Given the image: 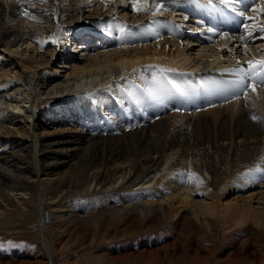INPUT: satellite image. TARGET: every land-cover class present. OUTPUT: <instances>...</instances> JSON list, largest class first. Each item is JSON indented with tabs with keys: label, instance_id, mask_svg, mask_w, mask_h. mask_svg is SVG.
<instances>
[{
	"label": "bare ground",
	"instance_id": "6f19581e",
	"mask_svg": "<svg viewBox=\"0 0 264 264\" xmlns=\"http://www.w3.org/2000/svg\"><path fill=\"white\" fill-rule=\"evenodd\" d=\"M138 3L146 11L133 10L132 0H0V223L23 212L31 203L27 186L37 182L42 233L51 212L70 207L59 195L71 190L107 191L123 205L105 211L123 213L131 226L143 218L146 228L182 225L185 211L200 222L217 213L231 229L264 226V202L254 207L252 194L223 205L217 198L264 185V88L253 83L264 78L256 63L264 61V0ZM93 35L117 43L87 51L83 41ZM69 41L74 50L64 49ZM78 48L83 57L74 54ZM62 55L63 71L51 63ZM43 92L51 102L39 110ZM204 96L220 103L209 113L178 112L181 100ZM104 112L112 122L121 118L124 129L102 124ZM42 114L52 124L78 117L87 129L63 126L61 135L42 139L30 123ZM12 133L31 140L6 137ZM51 186L58 195L48 209L43 197ZM170 246L136 254L159 258L164 251V260Z\"/></svg>",
	"mask_w": 264,
	"mask_h": 264
},
{
	"label": "rangeland",
	"instance_id": "374dc122",
	"mask_svg": "<svg viewBox=\"0 0 264 264\" xmlns=\"http://www.w3.org/2000/svg\"><path fill=\"white\" fill-rule=\"evenodd\" d=\"M148 15H160V13L155 12ZM154 24L157 23L154 22ZM77 32L76 30L70 32L72 35L71 40L73 35ZM90 37H92L91 40L88 38L83 41V45L87 48V51L88 48L92 49L95 47L96 49H102L106 45H116L117 43L116 41H114L113 44L109 43L106 41V38L102 39L103 36L97 38L93 35ZM95 38L100 41V45L96 46L97 40ZM154 39H159V36ZM196 39L197 38H195V40ZM191 41L195 42L194 40ZM73 44L74 41H69L64 49L71 47V49L73 48L72 50H74L76 47ZM51 45H53V43L46 44L44 46V51H48V47L50 49L52 47ZM85 52V50L82 51L79 56L83 57ZM65 56L67 59V55L55 56L51 61L52 66L56 67L58 64H61L58 68L63 71L64 69L60 67L64 62L63 58ZM9 58L14 63L19 64L20 67V62L13 57ZM2 63L3 61L0 59V67H2ZM15 69H18V67ZM201 84L203 83L201 82ZM45 91L46 90H44V92ZM44 92L43 96L41 95L42 101L50 97L44 95ZM210 92L213 94V91ZM38 93L41 94V92ZM2 99L3 98L0 100ZM42 101L37 104L39 110L40 108H45L47 106L46 104H50L51 102V100L50 102H47V100ZM181 101L180 103L176 102L178 106L180 105L178 112L181 114L190 113L188 117L195 116L199 110L204 113H209L211 107L220 103H217L214 98L209 100L207 96L203 98L198 97V99L194 101L187 102L186 99ZM206 102L208 104H206ZM226 102L227 101H223V103ZM184 104L187 105L188 109L186 106H183ZM40 118L41 119L37 120V117L33 116L30 123L35 124L34 128L37 129V133H42V139H49L55 135H61L56 131L61 128L64 129L65 127L76 130L84 129L83 132L87 129V127H84L87 125H84V121H80L78 117L73 119H70V117L65 119L61 118V123L57 122L58 118H56L57 121L54 123L55 126H53V122L50 123V115L42 114ZM82 118L84 119L85 117ZM102 119L100 120L102 124L107 123L113 127L111 131H119L125 127L121 118H116L114 122H112L110 120V112H104ZM6 137L12 140H18L19 138V140H23L25 144L26 142L29 144L31 140L30 136H26V138L19 137L14 133L9 135L6 134ZM4 147L13 149L14 145L11 144L8 147ZM59 160H61V158ZM220 168L223 170L224 166ZM47 185L49 186V184ZM47 185L44 183L46 188L48 187ZM221 186L220 183L217 184L218 189H220ZM27 188L31 196V203L26 205V208L21 214L11 210L14 211V214L7 215V218L0 223V264H18L20 261H23V264H46L50 260L51 264H264V226L245 224L231 229L228 221H226L224 226L222 225L223 222L219 219L217 213L208 217V220H202L200 222L193 220L189 215V211L183 213L182 225L172 221L165 222L158 227L146 228V220L143 218L141 222L139 221L136 225L133 224L131 226L128 219H126L127 216L123 213L117 214L105 211L120 209L123 205L118 198H114L107 191L105 193L100 192V194H80L79 192L77 193V190H75L76 192L74 190L63 192L59 195V198H61L62 201H66L70 207H66V210L61 212H51V224L45 225L46 227L42 233L38 226L40 212L38 213V211H36V205L39 204L42 199L39 191L40 187L37 182H32ZM95 191L99 192L100 190H94L93 192ZM249 194H252L253 200L251 199L250 202L254 204V207H262L261 204L264 202V185L248 187L243 191L231 190L226 194L219 193L217 198H220V203L222 201L224 202L221 203L223 205L234 203L233 199L238 195L244 197ZM57 195L55 189L52 186L49 187L46 197H43L45 207L51 209L50 207H52L54 203L52 204L50 199H53V197L55 199ZM201 198L203 199L204 197ZM213 200L215 199H212V201ZM256 200L257 202H255ZM205 201L210 202L211 199L209 201V198H207ZM138 203L140 202L134 201V204ZM44 209L47 210L46 208ZM140 213L144 214V211ZM83 217L85 219L87 218L86 221ZM78 218L79 220L77 221ZM41 236H44V239L41 238ZM44 241L51 251V258L49 261L48 251ZM172 242L173 246L167 247L165 251L170 257L164 258V260H162L164 251L160 252L159 258H152L147 256V254L139 257L136 254L139 253L140 250H153L157 247L166 245V243L172 244ZM196 249L199 252L196 251ZM193 250L194 253L195 251L197 252L196 255H198V258L193 257ZM201 257H203V259H200Z\"/></svg>",
	"mask_w": 264,
	"mask_h": 264
},
{
	"label": "snow or ice",
	"instance_id": "6c2138e0",
	"mask_svg": "<svg viewBox=\"0 0 264 264\" xmlns=\"http://www.w3.org/2000/svg\"><path fill=\"white\" fill-rule=\"evenodd\" d=\"M17 2H20V0H17ZM132 2H133V10H135V11H146V5L145 4L138 3V0H132ZM153 7L159 8V7H161V5L153 4ZM23 14L26 17L29 15L27 12H24ZM240 15H243V13L241 12ZM249 63L251 66V62H249ZM256 63L259 65V70L264 71V61H258ZM253 83H259L261 88H264V78H262L259 81H256L255 77H253ZM244 91H246V89H244ZM237 98H239V97H237Z\"/></svg>",
	"mask_w": 264,
	"mask_h": 264
},
{
	"label": "built area",
	"instance_id": "2783aa9c",
	"mask_svg": "<svg viewBox=\"0 0 264 264\" xmlns=\"http://www.w3.org/2000/svg\"><path fill=\"white\" fill-rule=\"evenodd\" d=\"M45 213H46V212H45ZM46 214H47V213H46ZM46 218H48L47 215H45V221H46Z\"/></svg>",
	"mask_w": 264,
	"mask_h": 264
},
{
	"label": "water",
	"instance_id": "95a60500",
	"mask_svg": "<svg viewBox=\"0 0 264 264\" xmlns=\"http://www.w3.org/2000/svg\"><path fill=\"white\" fill-rule=\"evenodd\" d=\"M41 238H42V236H41Z\"/></svg>",
	"mask_w": 264,
	"mask_h": 264
}]
</instances>
